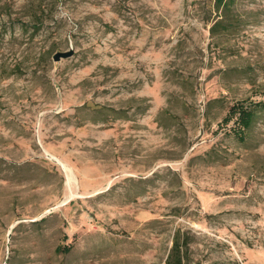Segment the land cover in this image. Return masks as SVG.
<instances>
[{"label":"rangeland","instance_id":"rangeland-1","mask_svg":"<svg viewBox=\"0 0 264 264\" xmlns=\"http://www.w3.org/2000/svg\"><path fill=\"white\" fill-rule=\"evenodd\" d=\"M259 102L264 0H0V264H264Z\"/></svg>","mask_w":264,"mask_h":264},{"label":"trees","instance_id":"trees-1","mask_svg":"<svg viewBox=\"0 0 264 264\" xmlns=\"http://www.w3.org/2000/svg\"><path fill=\"white\" fill-rule=\"evenodd\" d=\"M224 4V0H216V6L219 8ZM259 108H264V103L259 102L257 106ZM256 117V108L247 107L244 105H234L231 107L229 115L224 121H229L235 118L238 124V132L236 135L242 138L253 125L254 119ZM181 247L177 240L174 241L171 252L167 258L166 264H181Z\"/></svg>","mask_w":264,"mask_h":264},{"label":"bare ground","instance_id":"bare-ground-1","mask_svg":"<svg viewBox=\"0 0 264 264\" xmlns=\"http://www.w3.org/2000/svg\"><path fill=\"white\" fill-rule=\"evenodd\" d=\"M46 156L48 159L54 161L59 166L62 173L64 174V178H65L64 185L66 189V194L62 202V205L76 197H80V195L77 193V179L72 169L62 159L47 152H46Z\"/></svg>","mask_w":264,"mask_h":264},{"label":"water","instance_id":"water-1","mask_svg":"<svg viewBox=\"0 0 264 264\" xmlns=\"http://www.w3.org/2000/svg\"><path fill=\"white\" fill-rule=\"evenodd\" d=\"M72 55V52H66V53H57L54 57L53 60L55 62L59 61L60 59H66L69 58Z\"/></svg>","mask_w":264,"mask_h":264}]
</instances>
